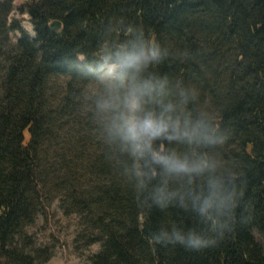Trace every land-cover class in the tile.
<instances>
[{
  "label": "trees",
  "instance_id": "16d2710c",
  "mask_svg": "<svg viewBox=\"0 0 264 264\" xmlns=\"http://www.w3.org/2000/svg\"><path fill=\"white\" fill-rule=\"evenodd\" d=\"M15 10L29 16L33 35ZM117 20L187 52L160 70L199 85L217 110L227 153L242 165L232 226L207 248L152 239L168 220L205 232L207 225L182 209L142 206L104 158L82 111L84 85L68 64L90 54ZM56 78L65 79L63 91ZM88 145L95 180L74 189L77 155ZM51 177L66 192L64 205L92 230L87 246L101 245L88 264H264V0H27L17 7L0 0V264L51 258L27 230Z\"/></svg>",
  "mask_w": 264,
  "mask_h": 264
},
{
  "label": "clouds",
  "instance_id": "9594fccd",
  "mask_svg": "<svg viewBox=\"0 0 264 264\" xmlns=\"http://www.w3.org/2000/svg\"><path fill=\"white\" fill-rule=\"evenodd\" d=\"M187 55L143 25L117 20L67 70L83 82L81 108L104 158L140 204L182 209L207 225L205 232L168 220L152 239L199 250L231 228L243 168L199 85L160 70Z\"/></svg>",
  "mask_w": 264,
  "mask_h": 264
},
{
  "label": "rangeland",
  "instance_id": "374dc122",
  "mask_svg": "<svg viewBox=\"0 0 264 264\" xmlns=\"http://www.w3.org/2000/svg\"><path fill=\"white\" fill-rule=\"evenodd\" d=\"M27 0H15V6H19ZM13 16L22 21L24 28L31 34H34L33 26L30 23L28 15H20L17 10ZM17 34L13 35V41H17ZM64 78H56L53 84L57 90L63 91ZM54 87V88H55ZM57 91H51V96ZM87 149L85 155L78 154V163L76 168L79 169L77 177L74 179V189H88L93 184L95 177L90 171L87 156L92 154L91 146H82ZM81 158V159H80ZM85 164L87 168H85ZM57 175H54V177ZM52 180V177L49 181ZM47 189V195L43 198V210L38 216L36 222L28 227V232L33 237L37 246L47 248L51 253V258L43 264H88L92 255L100 251L101 245L93 243L89 246L86 240L90 237L92 230L86 229L82 219L76 213H72L70 208L64 205L65 193L57 179L50 182ZM84 231L87 238L77 241L79 234ZM264 243V236H259Z\"/></svg>",
  "mask_w": 264,
  "mask_h": 264
}]
</instances>
